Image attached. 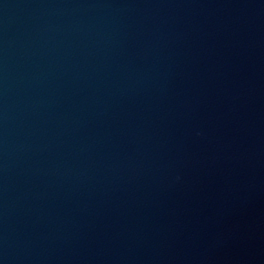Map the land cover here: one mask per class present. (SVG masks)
<instances>
[{
	"label": "water",
	"instance_id": "obj_1",
	"mask_svg": "<svg viewBox=\"0 0 264 264\" xmlns=\"http://www.w3.org/2000/svg\"><path fill=\"white\" fill-rule=\"evenodd\" d=\"M0 264H264V0H0Z\"/></svg>",
	"mask_w": 264,
	"mask_h": 264
}]
</instances>
